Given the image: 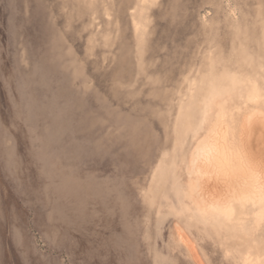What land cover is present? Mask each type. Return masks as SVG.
Wrapping results in <instances>:
<instances>
[{
    "label": "rangeland",
    "instance_id": "obj_1",
    "mask_svg": "<svg viewBox=\"0 0 264 264\" xmlns=\"http://www.w3.org/2000/svg\"><path fill=\"white\" fill-rule=\"evenodd\" d=\"M0 264H264V0H0Z\"/></svg>",
    "mask_w": 264,
    "mask_h": 264
}]
</instances>
